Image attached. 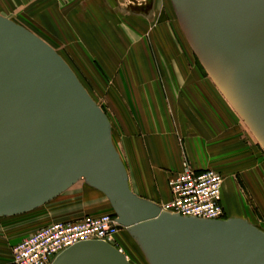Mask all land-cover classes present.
Instances as JSON below:
<instances>
[{"label":"water","instance_id":"water-1","mask_svg":"<svg viewBox=\"0 0 264 264\" xmlns=\"http://www.w3.org/2000/svg\"><path fill=\"white\" fill-rule=\"evenodd\" d=\"M198 63L264 151V0H170ZM102 193L149 264H264V232L200 220L135 196L110 125L63 59L0 16V218L31 212L77 182ZM50 264H131L102 240Z\"/></svg>","mask_w":264,"mask_h":264},{"label":"rangeland","instance_id":"rangeland-1","mask_svg":"<svg viewBox=\"0 0 264 264\" xmlns=\"http://www.w3.org/2000/svg\"><path fill=\"white\" fill-rule=\"evenodd\" d=\"M148 1L149 6L144 12L147 11L146 15H150L148 12L152 11L153 0H0V16L11 20L41 39L69 66L108 120L113 146L119 156L125 157L123 162L129 167L135 166L137 162L134 160V149L138 143L145 148V139L153 141L161 139L168 142L171 134L177 139V127H175L177 123L171 118L170 124L174 126V129L168 133V130L159 124V121L163 119L159 117V114L154 113L148 96L138 98L139 101L136 104L137 97L134 98L132 95L131 103L134 101L133 104L119 106L118 98L110 91L113 81L107 78L99 64L91 57L88 45L90 43L94 49L99 50L100 40L108 39L112 36L111 34H114L116 41L124 47L122 53L125 55L120 58L118 64L121 66V75L124 78L127 77L128 73L122 66L131 63L129 53L137 51L138 58L144 64L145 73L150 74L151 68L158 77L160 87L163 88L164 81L161 80L159 66L150 48V42L154 40L151 35L155 29L153 27L162 20L167 27L164 29L165 37L171 41L174 50L182 51L183 54L180 52L182 56H185L182 48L184 38L180 28H177L178 22L170 0H160L159 11L155 14L152 12L145 19L130 17L132 13H139L138 9L141 8L139 5L143 4L146 8ZM74 13L80 19L83 28H79L73 20L67 19L68 15L72 16ZM56 17L61 20L63 28H56L51 24L52 21H56ZM117 20L119 28L113 26L114 22L117 25ZM88 33L97 34L98 39H95L99 40V42L96 41L98 45L93 41H84ZM162 58V54L159 53L158 60L163 61ZM192 60L196 70L204 72L196 59L192 57ZM127 84L132 85L130 80H127ZM225 109V115L230 114L234 120L233 142H241V145L243 142V146L235 149L234 152L224 153L223 157L221 156L223 159H218L216 167L209 169L223 177L224 220L242 219L264 232V151L251 133L247 135L230 109L227 106ZM166 120H169L168 114H166ZM172 161L166 162L171 164ZM166 162L163 163L165 166ZM182 162L184 159H181L180 163ZM159 172L164 177L165 186L168 188L169 179L180 171L173 173L168 168H160ZM141 187L143 193L140 192V197L149 201L148 187L144 184ZM65 192L31 212L0 218V264H12L13 246L44 225L75 220L83 216L115 214L108 199L90 187L85 180L77 182ZM168 201L161 202L158 206ZM116 238L118 247L131 264H149L132 237H126L120 233Z\"/></svg>","mask_w":264,"mask_h":264},{"label":"crops","instance_id":"crops-1","mask_svg":"<svg viewBox=\"0 0 264 264\" xmlns=\"http://www.w3.org/2000/svg\"><path fill=\"white\" fill-rule=\"evenodd\" d=\"M159 1L153 0L151 13L155 14L159 11ZM138 10L139 13H129L131 14L130 17L142 20L141 17L145 19L151 15L150 12H148L150 15H146L147 11L144 12L142 8ZM67 19L73 20L78 24L79 28H83L80 19L75 13L72 16L68 15ZM51 24L53 27L63 28L61 20L57 17L56 21H52ZM113 26L119 28L118 20L117 25L114 22ZM153 28L155 29L151 32V35L154 40L150 42V48L159 66L161 80L164 81L163 88L160 87L158 77L151 68L150 74L145 73L144 64L138 58L137 51H129L131 63L122 66L128 75L126 78L121 75V66L118 64L120 58L125 55L122 53V48L124 47L116 41L114 34H111L112 36H109L108 39L100 40L101 44L98 45L96 42H99V40H96L98 39L97 34L90 35L89 33L91 32L89 31L84 41H93L99 46L98 48L100 49L97 50L89 43L88 49L91 52V57L99 64L107 78L113 81L110 91L118 98L117 103L119 106L129 105L133 99L132 95L134 98L137 97L135 103H138L140 98L148 96L153 105L154 113L159 114V117L161 116L163 119L159 121V124L168 130V133L171 129H174V126L170 124L171 118L177 123L175 126L177 127V139L173 138L172 134L170 135L171 138L167 140L168 142L161 139L159 141L145 139V148H143L142 144L139 146L137 142L138 145L134 149V160L137 161L135 166L129 167L125 165L123 162L125 157L120 156L127 172L131 192L142 199L140 192L143 190L141 185L144 184L148 187L150 196L147 198L150 200H142L158 206L159 203L170 199L169 188L165 186L164 177L159 174L160 168H168L173 173L179 172L183 163H180L181 159H184L196 173H201L215 168L218 159L221 156L223 157L224 153L234 152L235 149L243 146V142L242 145L241 142H233L235 133L233 128L234 120L230 114H228L229 116L225 115L226 106L238 120V123L241 124L247 135L250 132L207 74L196 70L194 60H192V57L195 59L194 54L187 44L183 33H181L184 38V46L182 48L185 56L181 55L182 51L174 50L171 41L165 37L164 29L167 27L162 20L158 21ZM177 28H180L179 24ZM93 36L94 38L92 39ZM129 48L131 47L129 46ZM133 53L134 55H132ZM159 53L162 54L163 61L158 60ZM145 55L147 56V54ZM127 80L131 81V86L127 84ZM133 103L134 101L131 104ZM166 114H168L169 120H166ZM168 160L173 161L171 164H167L166 161ZM164 162H166V166L163 164ZM121 233L124 236L128 234L127 231Z\"/></svg>","mask_w":264,"mask_h":264},{"label":"built area","instance_id":"built-area-1","mask_svg":"<svg viewBox=\"0 0 264 264\" xmlns=\"http://www.w3.org/2000/svg\"><path fill=\"white\" fill-rule=\"evenodd\" d=\"M222 186L223 177L218 172L205 170L196 173L184 161L180 172L168 181L169 201L159 207L163 212L183 218L224 220ZM123 231L116 216L106 214L52 222L13 246L12 264H50L64 249L94 239L104 241L123 254L116 238Z\"/></svg>","mask_w":264,"mask_h":264},{"label":"flooded vegetation","instance_id":"flooded-vegetation-1","mask_svg":"<svg viewBox=\"0 0 264 264\" xmlns=\"http://www.w3.org/2000/svg\"><path fill=\"white\" fill-rule=\"evenodd\" d=\"M147 3H148V4H147ZM149 3H150L149 1H148V2H146V5H145V6H146V8L144 7V5H143V4H142V5H139V7H141L142 9H144V10H145V9H147V8H148V6H149ZM137 7H138V6H137Z\"/></svg>","mask_w":264,"mask_h":264},{"label":"trees","instance_id":"trees-1","mask_svg":"<svg viewBox=\"0 0 264 264\" xmlns=\"http://www.w3.org/2000/svg\"><path fill=\"white\" fill-rule=\"evenodd\" d=\"M195 59H196V58H195ZM196 61H197V59H196ZM197 62H198V61H197ZM198 64H199V63H198ZM199 65H200V64H199ZM201 68H202V67H201ZM203 71H204V70H203ZM113 216H115V214H114ZM127 236L130 237L128 234L126 235V237H127Z\"/></svg>","mask_w":264,"mask_h":264}]
</instances>
